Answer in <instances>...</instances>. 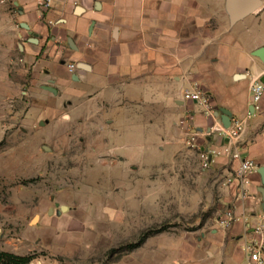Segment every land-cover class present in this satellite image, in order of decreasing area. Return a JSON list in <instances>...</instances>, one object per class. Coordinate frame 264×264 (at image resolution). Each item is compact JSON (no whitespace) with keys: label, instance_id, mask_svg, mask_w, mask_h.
<instances>
[{"label":"crops","instance_id":"obj_1","mask_svg":"<svg viewBox=\"0 0 264 264\" xmlns=\"http://www.w3.org/2000/svg\"><path fill=\"white\" fill-rule=\"evenodd\" d=\"M42 1L13 0L17 22L11 12H0V67H11L16 49L23 67H44L70 118L94 124L81 134L130 135L135 121H159L158 130L171 136L166 145L174 167L188 169L196 150L187 143L192 135L202 148H220L229 142L224 112L243 121L232 142L258 166L249 175V197L238 199L237 183H225L239 160L214 157L200 175L201 194L217 203L218 216L212 226L185 235L184 251L169 264H251L245 245L264 213V94L256 110L250 95L254 80L264 82V0L237 21L228 0H51L49 8ZM69 63L77 65L72 73ZM194 83L211 95L212 111L184 99ZM95 120L103 124L97 128ZM111 142L104 138L103 147L92 150H103L112 170L127 161L126 173L136 171L137 158L114 153ZM139 193L137 199H144ZM228 206L238 219L225 228L218 218Z\"/></svg>","mask_w":264,"mask_h":264},{"label":"rangeland","instance_id":"obj_2","mask_svg":"<svg viewBox=\"0 0 264 264\" xmlns=\"http://www.w3.org/2000/svg\"><path fill=\"white\" fill-rule=\"evenodd\" d=\"M0 5L19 20L13 0ZM20 57L16 49L11 67H0V251L30 259L0 264H169L184 251L185 235L213 225L217 203L201 194L197 148L191 168L174 167L171 136L146 118L129 126L130 135L81 134L94 124L70 118L44 67H23ZM104 138L139 168L129 175L127 161L107 167L110 157L92 150ZM61 205L68 208L59 212Z\"/></svg>","mask_w":264,"mask_h":264},{"label":"built area","instance_id":"obj_3","mask_svg":"<svg viewBox=\"0 0 264 264\" xmlns=\"http://www.w3.org/2000/svg\"><path fill=\"white\" fill-rule=\"evenodd\" d=\"M42 5L44 8L51 6V0H43ZM77 68L76 63H69L68 69L72 73ZM264 94V82L261 80H254L251 89V107L256 110L260 107V101ZM183 97L186 100H191L203 106L207 111H212V97L209 92L199 83H194L190 87L184 89ZM251 114V111H248ZM243 128V121L239 118L233 117L229 125L224 129V134L228 138V144L220 148H202L197 143L195 135L188 139V144L198 149L201 166L203 169L210 167L214 157L226 155L235 160H239L238 167L227 174L225 183H237L238 193L237 198L244 200L249 197V175L252 171L258 168L254 160L242 157L240 151L234 146L233 138H237L241 129ZM238 216L235 209L228 206L218 218V223L222 227H230ZM255 236L245 245V250L248 254L251 264H264L263 248H264V213L260 215L257 223L253 227Z\"/></svg>","mask_w":264,"mask_h":264},{"label":"water","instance_id":"obj_4","mask_svg":"<svg viewBox=\"0 0 264 264\" xmlns=\"http://www.w3.org/2000/svg\"><path fill=\"white\" fill-rule=\"evenodd\" d=\"M261 5V0H228V9L231 13L232 20L237 21L241 19L257 7ZM80 9V8H79ZM78 9V10H79ZM22 26L25 28H29L26 23H22ZM225 118H223V123L225 126H228L231 121V116L229 111H225ZM260 173L264 176V167L259 169ZM261 193L263 194L264 199V190L261 189Z\"/></svg>","mask_w":264,"mask_h":264},{"label":"trees","instance_id":"obj_5","mask_svg":"<svg viewBox=\"0 0 264 264\" xmlns=\"http://www.w3.org/2000/svg\"><path fill=\"white\" fill-rule=\"evenodd\" d=\"M145 238L146 236L142 235L138 243L135 244L134 247H137L142 242H144ZM4 259H10V260L21 262V261H29L30 257L26 255H17V254H13L10 252L0 251V260H4Z\"/></svg>","mask_w":264,"mask_h":264}]
</instances>
